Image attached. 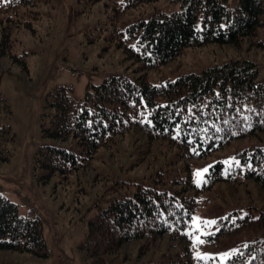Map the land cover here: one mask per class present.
<instances>
[{"label": "trees", "instance_id": "1", "mask_svg": "<svg viewBox=\"0 0 264 264\" xmlns=\"http://www.w3.org/2000/svg\"><path fill=\"white\" fill-rule=\"evenodd\" d=\"M48 1L0 0V56L27 69L26 51H12L13 32H33L32 20ZM155 1L110 0L115 20L107 46L119 48L138 72L106 76L82 98L68 85L53 87L39 125L42 136L60 143L40 145L35 165L71 186L72 177L93 170L101 149H116L124 137L132 156L156 162L145 181L112 187L114 195L86 219L77 247L91 264H264V84L256 80V62L234 58L172 80L148 77L185 49L210 42L246 41L264 53V36L257 37L264 0H237L233 7L228 0H178L172 11L153 7L124 21L125 13ZM10 116L0 91V161L9 159L6 143L14 139ZM203 201L210 205L205 215L198 213ZM130 242L137 250L127 262L121 251ZM0 248L47 254L40 218L20 214L2 194ZM153 251L160 260L146 255ZM223 252L226 258L216 255Z\"/></svg>", "mask_w": 264, "mask_h": 264}, {"label": "rangeland", "instance_id": "2", "mask_svg": "<svg viewBox=\"0 0 264 264\" xmlns=\"http://www.w3.org/2000/svg\"><path fill=\"white\" fill-rule=\"evenodd\" d=\"M236 3L227 1L229 7ZM111 4L110 0H49L40 7V17L32 20L33 32L24 27L13 32L12 51H26L27 69L9 56H0V91L10 106L8 123L14 133V139L6 143L10 157L0 161V194L16 203L20 214L40 218L47 247L45 256L0 248V264H91L89 256L77 247L84 237L86 219L98 204H105L114 195L112 187L130 179L145 181L143 176L156 163L132 156L131 139L124 137L116 149H101L93 170L72 177L71 186L63 184L58 175L46 176L45 170L35 165L34 154L40 145L60 143L42 136L39 125L45 96L53 87L68 85L75 97L82 98L87 88L106 76L132 77L138 72L119 48L107 46L105 36L115 20ZM178 6V0H156L125 13L123 19L128 22L145 16L153 7L169 12ZM263 36L264 28L257 37ZM234 58L254 60L256 80L264 84V53L248 47L246 41L240 46L210 42L187 48L158 70H149L148 77L153 82L172 80ZM98 172L100 178L95 177ZM213 203L218 204V200ZM208 209L210 205L203 201L198 213L205 215ZM136 250V243L130 242L121 253L131 262ZM146 255L160 260L159 251Z\"/></svg>", "mask_w": 264, "mask_h": 264}, {"label": "snow or ice", "instance_id": "3", "mask_svg": "<svg viewBox=\"0 0 264 264\" xmlns=\"http://www.w3.org/2000/svg\"><path fill=\"white\" fill-rule=\"evenodd\" d=\"M206 169H197V170H195L196 171V173L197 174H199V173H202V172H204ZM197 183H199V180L197 181ZM196 219H198V218H195L194 219V223L196 222ZM204 223H209V221H207V220H205L204 221ZM211 223H215V221L213 220V221H211ZM199 227H200V225L199 224H197V228L199 229ZM186 231H191V229H186ZM193 241L194 242H199V238L198 237H196V236H193ZM197 255H201L200 253H197ZM203 255H210V254H207V253H205V254H203ZM216 255L217 256H220V257H227L228 256V253H226V252H223V253H216Z\"/></svg>", "mask_w": 264, "mask_h": 264}]
</instances>
